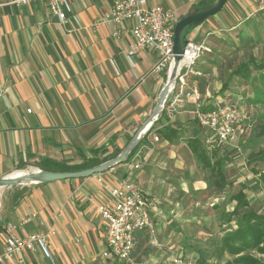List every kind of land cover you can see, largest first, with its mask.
<instances>
[{"label": "crops", "instance_id": "1", "mask_svg": "<svg viewBox=\"0 0 264 264\" xmlns=\"http://www.w3.org/2000/svg\"><path fill=\"white\" fill-rule=\"evenodd\" d=\"M114 1L71 0L72 15L79 22L69 16L65 24L39 1L2 8L0 176L25 168L43 169L44 158L71 170L97 166L117 156L153 111L167 80V72L154 70L157 53L147 49L135 54L131 63L127 57L133 42L131 33L115 37L111 24L99 27L92 24ZM213 1L150 0L149 3L171 9L178 22L202 11ZM255 2L228 0L203 23L187 26L181 32L186 42L201 43L208 50H204L187 77L190 95L183 97L173 112L169 106L161 112L135 151L140 153L139 168H132L124 161L104 173L84 178L20 186L17 193L2 197L0 248L5 246L10 232L25 236L54 230L47 247L50 256L41 248L25 250L23 256L29 264L101 261L107 247V223L97 205L110 206L113 199L98 179L111 186L121 179H130L158 202L152 212L154 235L137 234L136 260L143 261L137 254L143 246L142 239L149 237L151 244H155L157 230L165 249L163 257L172 255L171 260H181L186 229L198 218L193 215L196 208L187 206L186 199L193 189L208 187L206 179H198L188 170V159L198 161L188 141L199 138L209 152L216 148L234 150L240 135L219 144L216 136L197 122L196 112L226 104L220 102L225 99L220 93V74L228 71L226 81H229L233 67L221 62L234 56L224 49L236 51L234 46L241 45L239 35L248 34L245 27L248 20L255 12L264 11L257 10ZM228 35L233 39L226 40ZM243 43L239 47L245 48ZM219 50L225 53L220 61L215 59ZM167 126L178 130L177 137L169 141L159 136V141L151 143L157 129ZM10 225L12 229L8 231ZM175 240H178L177 251H169Z\"/></svg>", "mask_w": 264, "mask_h": 264}, {"label": "built area", "instance_id": "2", "mask_svg": "<svg viewBox=\"0 0 264 264\" xmlns=\"http://www.w3.org/2000/svg\"><path fill=\"white\" fill-rule=\"evenodd\" d=\"M36 1L44 3L60 23H67L69 16L79 22L78 18L72 15L71 0H0V12L4 6H21ZM149 2L150 0H115L111 8L96 18L92 24L94 27L111 24L115 37H120L126 32L131 33L133 42L127 51L130 62L133 63L135 54L152 49L158 55L154 70L165 71L168 74L174 57V27L177 17L171 9ZM255 3L257 10H264V0H256ZM206 49L208 50L203 44L193 41L184 45L180 75L172 100L168 105L171 112L176 109L183 97L190 95L186 88L187 77ZM193 93L198 95L197 90ZM196 116L201 126L216 136L219 144L227 143L244 132L242 129L243 112L238 104L226 103L209 110L197 111ZM159 140L158 134L152 135L151 143ZM139 155L140 153H135L131 160L126 161V164L132 168H139L141 166ZM98 180L104 184L113 199L110 206L97 205L98 211L107 223L105 236L107 247L102 253L103 257L123 264H146L135 258L137 234L145 231L151 236L154 235L155 222L152 212L158 202L149 197L136 181L121 179L115 186H111L109 183H104L102 178ZM157 212L160 213L158 209ZM11 229L10 225L8 231ZM52 234H55L54 230L30 233L25 236H17L10 232L5 246L0 248V264L8 262L29 264L23 256L25 250L36 251L41 248L50 256L47 247ZM174 261L181 262L180 259Z\"/></svg>", "mask_w": 264, "mask_h": 264}, {"label": "rangeland", "instance_id": "3", "mask_svg": "<svg viewBox=\"0 0 264 264\" xmlns=\"http://www.w3.org/2000/svg\"><path fill=\"white\" fill-rule=\"evenodd\" d=\"M253 16L248 20L245 27L246 32L253 36L255 41L245 48L239 47L241 45L234 46L236 51H233L231 48L224 49L225 53L234 56V58H225L227 62L222 61V64L235 68L240 62L253 59L257 64L264 66V11L255 12ZM213 37L214 39L218 38L216 36ZM225 38L228 41L233 39L229 35ZM226 40L225 42H227ZM225 53H222L220 50L217 51L215 59L222 60ZM209 67L212 66L210 65ZM227 74L225 71H222L220 74L222 76V89H220V93L225 98L224 101L220 102L238 104L243 112L242 129L244 132L240 133L237 141H235V153L232 156L225 157V161H223L225 171L231 172V170H236L235 175L231 177L234 183L224 189H220L217 186L207 187V189H193L187 197L186 203L187 206L193 205V208H196L193 215L195 214L198 218L195 223H192V226L186 229V237L183 241L184 251L180 255L182 262L178 263L171 260L172 255L169 258L163 257L164 255L162 254L165 253V249L160 242L161 233L159 234L157 230V242L151 244L150 238L142 239L143 246L137 250L139 259L145 261L147 264H198L197 257L201 249L204 252H212L216 244L221 242L222 237L228 234L232 228H236L235 219L230 224L225 223L222 215L223 212L233 209L235 201L232 200V196L240 190H243L247 194L252 208L264 213V188L259 183V175L256 173V170H264V163L256 160L250 161L248 158L250 152H256L264 148V134L262 133L264 129V80L259 75L264 74V69L258 71L254 78L250 79L249 83H245L239 77H232L229 81H226ZM229 92L231 94L227 97V93ZM186 165L189 168L188 170L192 171L198 179L205 180L211 176L210 171L203 169V165L197 160L190 158L186 161ZM30 169L25 168L20 170L27 171ZM20 186L22 185L0 188V208L3 204L2 197L11 195L14 191L17 193ZM215 198H218L219 202ZM172 242L175 245L168 250L177 251L178 240ZM248 252L264 260V255L259 254L255 250ZM224 258L219 259L215 257L214 260L210 259L209 263L226 264V261L232 259V256L225 254ZM105 260L103 258L95 264H116Z\"/></svg>", "mask_w": 264, "mask_h": 264}, {"label": "trees", "instance_id": "4", "mask_svg": "<svg viewBox=\"0 0 264 264\" xmlns=\"http://www.w3.org/2000/svg\"><path fill=\"white\" fill-rule=\"evenodd\" d=\"M205 20L192 23L187 28L197 26L203 23ZM182 40L184 44L187 43L184 36L182 37ZM239 41L241 45L242 42H244L243 45L247 47L252 44L255 39L249 34H241L239 35ZM232 69L233 71L230 78H232V76H236L242 78L245 83H249L250 79L254 78L258 71H262L264 69V66L257 64L253 59H249L240 62L235 68ZM259 75H261V79L264 80V74ZM197 122L199 123L198 118ZM156 123L157 122H155V124ZM157 132L159 136H162L169 141H173L174 138L177 137L178 130L173 126H167L165 128L157 129ZM262 133L264 134V129L262 130ZM139 145L125 161H127L131 155L135 153ZM188 145L197 157L198 161L201 163V165H203V169L210 171L211 173V176L206 178L208 188L211 186H217L220 189H224L230 185H233L234 181L231 180V177L235 175L236 170H231V172L225 171V165L223 161H225V157L232 156V154H234L236 151L235 149L223 150L216 148L209 152L201 140L196 137L190 138ZM248 158L250 161L256 160L264 163V148H261L256 152H250ZM44 162L46 164L43 166V170L76 171L75 169L71 170L66 168L64 164H59L56 161L46 158H44ZM256 173L259 175V183L263 185L264 188V170H256ZM232 200L235 201L233 209L223 212L222 216L225 223L229 224L233 221V219H235L236 228H232L228 234L224 235L221 242H219L220 244H216V247L212 252H204V250L201 249L197 257L198 264H210V259L214 260L215 257L219 259H225V254L232 256V259L227 260L226 264H264L263 258L257 257L248 252L250 250H255L259 254L264 255V213L259 212L258 210L251 207L247 194L243 190L235 193L232 196Z\"/></svg>", "mask_w": 264, "mask_h": 264}, {"label": "water", "instance_id": "5", "mask_svg": "<svg viewBox=\"0 0 264 264\" xmlns=\"http://www.w3.org/2000/svg\"><path fill=\"white\" fill-rule=\"evenodd\" d=\"M228 0H214L208 7L200 12L188 15L179 20L174 27V57L170 67L167 80L160 91L158 100L151 114L146 118L129 143L114 158L105 161L97 166L76 170V171H49L39 168H32L24 171L22 175L15 176L12 173L0 176V188L12 187L17 185H32L71 178H84L94 174L104 173L114 166L123 163L128 156L136 149L140 142L148 135L154 122L158 119L161 112L169 105L177 86L180 75V66L184 57V43L181 32L192 23L203 21L208 17L219 12Z\"/></svg>", "mask_w": 264, "mask_h": 264}, {"label": "bare ground", "instance_id": "6", "mask_svg": "<svg viewBox=\"0 0 264 264\" xmlns=\"http://www.w3.org/2000/svg\"><path fill=\"white\" fill-rule=\"evenodd\" d=\"M23 173H24L23 170H18V171L13 172L12 174L15 176H19V175H22Z\"/></svg>", "mask_w": 264, "mask_h": 264}]
</instances>
